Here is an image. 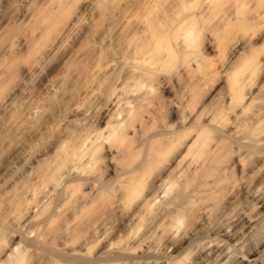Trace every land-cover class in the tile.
Here are the masks:
<instances>
[{
	"label": "bare ground",
	"instance_id": "1",
	"mask_svg": "<svg viewBox=\"0 0 264 264\" xmlns=\"http://www.w3.org/2000/svg\"><path fill=\"white\" fill-rule=\"evenodd\" d=\"M0 264H264V0H0Z\"/></svg>",
	"mask_w": 264,
	"mask_h": 264
}]
</instances>
